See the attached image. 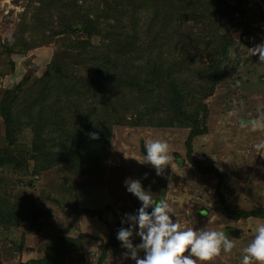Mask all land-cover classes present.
<instances>
[{
  "label": "rangeland",
  "instance_id": "rangeland-1",
  "mask_svg": "<svg viewBox=\"0 0 264 264\" xmlns=\"http://www.w3.org/2000/svg\"><path fill=\"white\" fill-rule=\"evenodd\" d=\"M138 1L115 0V3L125 6L136 5ZM229 2L238 6L235 9L238 25L230 28L219 26V32H227L231 41L226 57L222 52V40L211 38L205 19H184V12L177 13L178 22L166 23L169 27L163 35L169 37L168 42L171 43L168 54L185 58L186 62L192 61L195 76L199 74L197 71L208 74L214 62H220V80L214 92L204 100L209 108L208 132L194 139L193 156L207 166L216 167L221 178L215 173H201L189 163L186 146L189 129L176 126H116L105 174L76 176L64 163L38 170L35 160L38 154L32 147L34 132L31 119H17V143L11 149L24 167L0 170V200L15 204L23 197L30 199L44 211V227L39 231H31L28 224L8 227L3 221L4 213H0V264H19L43 256L45 249L42 247L47 236L61 233L80 236L83 243L82 251L67 254L66 264H99L104 252L106 257L102 264H135L134 260L124 257L126 249L108 246L110 236L115 234V212L126 218V214L136 215L142 206L141 201L127 191L125 181L129 179L139 180L157 202L166 201L173 210V221L179 222L182 229L222 231L234 242L235 247L230 253L222 251L207 264H241L243 249L254 238L256 227L264 223V219L230 218L217 187L221 179L222 194L232 209L249 210L264 206V149L256 147L264 144V127L253 123H264V64H260L258 55L252 56L249 51L264 43V0ZM39 6L40 0H0V101L7 90L15 89L21 82L22 86L36 82L49 70L51 61L75 63L74 54L78 50L60 47L58 39L67 37V34L56 35L52 28L53 25L59 28L60 23H64L59 14L61 9L44 22L34 15ZM142 12L145 13V9ZM141 18L146 16L141 15ZM22 22L28 26L24 35L30 41L43 35L53 39L31 49H23L21 45L7 49L5 43L14 40ZM115 24V19L111 18L105 20L101 29L91 36L82 31L72 36L77 41H88L94 52L104 42L123 52V45H117L116 38L121 36L115 30ZM201 38L204 41L197 46ZM124 39L122 36L121 40ZM188 39L190 43L187 45ZM210 40H213L211 44L208 43ZM217 42L219 46L215 44ZM194 46L198 47L197 51ZM214 53L223 56L216 60ZM71 67L80 75H91L90 65L75 63ZM177 68L176 71L186 78L188 84L194 83L191 70L187 73L185 68ZM5 131L6 126L0 117L1 149L9 148L11 143ZM151 139L165 140L170 146L173 159L161 175H157L152 165L138 161H143V156L147 155L144 143ZM107 205L113 209L105 212L102 218L86 211ZM148 211L150 213L152 209ZM232 229H239L240 234H230ZM141 242V238L134 234L133 244ZM139 255L143 258L144 252ZM197 264L204 262L198 261Z\"/></svg>",
  "mask_w": 264,
  "mask_h": 264
},
{
  "label": "trees",
  "instance_id": "trees-1",
  "mask_svg": "<svg viewBox=\"0 0 264 264\" xmlns=\"http://www.w3.org/2000/svg\"><path fill=\"white\" fill-rule=\"evenodd\" d=\"M110 1L40 0L35 18L47 22L50 20L47 18H52L61 9L59 14L64 23H60L59 28L55 25L52 27L56 35L67 34V37L58 39L59 45L76 48L75 63L90 65L91 75H80L71 67L75 63L69 60H53L49 70L36 82L27 86H22L21 82L15 89L7 90L0 101V117L11 143L9 148H0V170L24 167L11 147L17 143L15 120L30 118L34 132L32 147L38 154L35 158L38 170L64 163L76 176L105 174L116 126H176L189 129L186 140L189 163L201 173H215L221 178L216 167L207 166L193 156L194 139L208 132L209 108L204 100L214 92L220 80V62L215 61L208 74L197 71L199 74L195 76L192 61L186 62L185 58L168 54V48L172 47L168 42L169 37L164 36L169 27L166 23L178 22L177 13L184 12V19H205L211 38L222 40V52L226 57L231 41L227 32H219V26L230 28L238 25L235 22V9L238 6L229 0H137L136 5L125 6L116 4L115 0ZM142 9H145V13ZM141 15L146 18H141ZM111 18L116 21L115 30L121 37L125 36L124 40L119 36L116 38L117 45H123V52L112 49V44L105 42L94 52L88 41H77L72 36L80 31L91 36L101 29L105 20ZM23 22L19 24L14 40L8 45L5 43L7 49L12 50L18 45L31 49L53 39L52 36L47 38L43 35L30 41L24 35L28 26ZM202 41L204 38L197 46ZM211 42L213 40L208 41ZM189 43L188 39L186 44ZM215 44L219 46V42ZM197 46H194L195 51L198 50ZM216 55V60L223 56ZM178 66L185 68L187 73L192 71L193 84H188L186 78L176 71ZM90 133H97L99 138H91ZM221 183L220 179L218 192L230 218L264 219V206L249 210L228 207ZM67 190L73 191L71 188ZM111 208V205H107L86 211L102 218ZM0 213H4L3 221L8 227L28 224L31 231L44 227V211L26 197L15 204L0 200ZM115 216V234L110 236L108 246L119 249L123 247L117 239L118 230L129 225L122 223L126 218L121 214L115 212ZM42 250L43 256L19 264H66L67 254L82 251L83 243L80 236L71 237L62 233L49 235ZM105 257L104 252L99 264L103 263Z\"/></svg>",
  "mask_w": 264,
  "mask_h": 264
},
{
  "label": "clouds",
  "instance_id": "clouds-1",
  "mask_svg": "<svg viewBox=\"0 0 264 264\" xmlns=\"http://www.w3.org/2000/svg\"><path fill=\"white\" fill-rule=\"evenodd\" d=\"M252 56L259 57L264 64V43L249 49ZM254 126L264 127V123L253 122ZM91 138L98 139L97 133H90ZM147 155L140 163L152 165L157 175L171 165L173 159L167 141L151 139L144 143ZM264 149V144L256 146ZM127 191L135 195L142 206L136 215L126 214L129 227L118 230L117 239L127 251L124 257L135 261V264H197L198 261H212L221 252L230 253L235 244L222 231L182 229L177 221L172 219V208L166 201L157 202L150 191L144 189L139 180L125 181ZM152 211L149 213L148 209ZM138 228V231H137ZM138 235L141 243L134 245L133 236ZM143 251V258L139 253ZM241 264H264V223L255 229L254 238L243 249Z\"/></svg>",
  "mask_w": 264,
  "mask_h": 264
},
{
  "label": "water",
  "instance_id": "water-1",
  "mask_svg": "<svg viewBox=\"0 0 264 264\" xmlns=\"http://www.w3.org/2000/svg\"><path fill=\"white\" fill-rule=\"evenodd\" d=\"M230 234L239 235L240 234L239 229H232L230 231Z\"/></svg>",
  "mask_w": 264,
  "mask_h": 264
}]
</instances>
